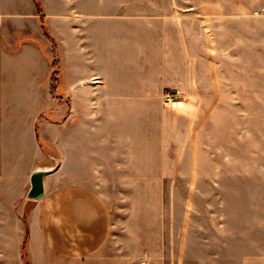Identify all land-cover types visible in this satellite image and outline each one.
Wrapping results in <instances>:
<instances>
[{"label": "crops", "instance_id": "1", "mask_svg": "<svg viewBox=\"0 0 264 264\" xmlns=\"http://www.w3.org/2000/svg\"><path fill=\"white\" fill-rule=\"evenodd\" d=\"M251 110L264 0H0V217H30L31 264H264V199L241 187ZM193 175L217 217H192Z\"/></svg>", "mask_w": 264, "mask_h": 264}, {"label": "rangeland", "instance_id": "2", "mask_svg": "<svg viewBox=\"0 0 264 264\" xmlns=\"http://www.w3.org/2000/svg\"><path fill=\"white\" fill-rule=\"evenodd\" d=\"M168 92H177L178 95L174 96L172 99V103L166 104L165 102V94ZM163 104L171 109H176L177 107H183V105H179L177 103L184 101V97L180 90L178 89H169L167 90L162 97ZM177 102L174 103L173 102ZM248 122L250 124H248ZM248 130L251 131V139L248 140L247 137H242L241 141V187L244 189V192H247V186L251 184L252 188L259 189L261 196L260 199L263 201L264 199V110H251V111H242V135ZM193 185L198 186V190L193 191L194 199H195V207L192 217H217L216 216V192L212 190L207 184L201 180V177L198 175H193L191 178ZM178 181L180 182V187L177 190L178 203L177 205V219H180L182 215V206L183 199L186 196L187 192L186 185L190 181L189 176H180L178 177ZM227 181L226 183L230 182ZM200 188V189H199ZM229 202H232L231 194L228 196ZM31 207L26 209V213L28 214ZM230 210L232 207L230 206ZM257 210V209H256ZM230 217H232L230 215ZM120 217H118L119 219ZM207 222L199 221L195 222L194 225L200 227V225H206ZM210 224V223H209ZM180 221L177 220L176 227L180 228ZM29 229H30V217H0V246L6 248L8 252L0 255V264H15L18 262V256L14 250H16V244H18V238L21 237V234H24V242L22 243V252L24 253V247H26V259L30 262L28 257V238H29ZM21 239V238H20ZM179 240V239H178ZM116 241V238H114ZM196 242V239L193 240ZM215 245V239H213ZM26 244V246H24ZM107 247L105 251L108 253L118 252L120 249L118 245L115 246V242L113 245ZM114 247V248H113ZM114 249V250H113ZM22 253V254H23ZM197 256V255H193ZM201 256V255H198ZM181 255L178 256V260H180ZM24 262V258H23Z\"/></svg>", "mask_w": 264, "mask_h": 264}, {"label": "water", "instance_id": "3", "mask_svg": "<svg viewBox=\"0 0 264 264\" xmlns=\"http://www.w3.org/2000/svg\"><path fill=\"white\" fill-rule=\"evenodd\" d=\"M56 166L38 168L36 169L31 177V189L28 193V197L31 199H41L45 193L44 178L47 174L55 171ZM24 264H31L29 261Z\"/></svg>", "mask_w": 264, "mask_h": 264}, {"label": "built area", "instance_id": "4", "mask_svg": "<svg viewBox=\"0 0 264 264\" xmlns=\"http://www.w3.org/2000/svg\"><path fill=\"white\" fill-rule=\"evenodd\" d=\"M178 95V93L177 92H168V93H166L165 94V102H166V104H168L169 102L170 103H172L171 101L173 100L172 98L174 97V96H177ZM179 102V101H178ZM174 103H177V102H173V104Z\"/></svg>", "mask_w": 264, "mask_h": 264}, {"label": "trees", "instance_id": "5", "mask_svg": "<svg viewBox=\"0 0 264 264\" xmlns=\"http://www.w3.org/2000/svg\"><path fill=\"white\" fill-rule=\"evenodd\" d=\"M24 246H26V244ZM23 258H24V262H26L27 261V259H26V247H24Z\"/></svg>", "mask_w": 264, "mask_h": 264}, {"label": "bare ground", "instance_id": "6", "mask_svg": "<svg viewBox=\"0 0 264 264\" xmlns=\"http://www.w3.org/2000/svg\"><path fill=\"white\" fill-rule=\"evenodd\" d=\"M177 102H178V101H177ZM177 104H179V105H181V106L183 105V103H182V102H179V103H177Z\"/></svg>", "mask_w": 264, "mask_h": 264}]
</instances>
